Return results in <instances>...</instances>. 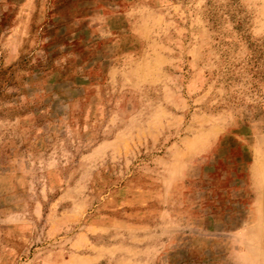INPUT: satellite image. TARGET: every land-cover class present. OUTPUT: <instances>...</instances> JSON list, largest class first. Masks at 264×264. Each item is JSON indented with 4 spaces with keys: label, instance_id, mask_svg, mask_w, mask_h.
I'll use <instances>...</instances> for the list:
<instances>
[{
    "label": "rangeland",
    "instance_id": "obj_1",
    "mask_svg": "<svg viewBox=\"0 0 264 264\" xmlns=\"http://www.w3.org/2000/svg\"><path fill=\"white\" fill-rule=\"evenodd\" d=\"M0 264H264V0H0Z\"/></svg>",
    "mask_w": 264,
    "mask_h": 264
}]
</instances>
